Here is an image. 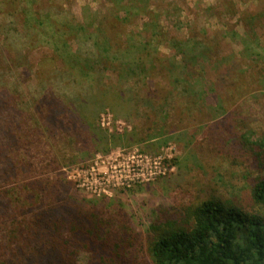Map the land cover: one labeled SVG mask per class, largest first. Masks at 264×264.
Instances as JSON below:
<instances>
[{
    "label": "rangeland",
    "instance_id": "rangeland-1",
    "mask_svg": "<svg viewBox=\"0 0 264 264\" xmlns=\"http://www.w3.org/2000/svg\"><path fill=\"white\" fill-rule=\"evenodd\" d=\"M99 30L112 37L115 64H94L89 78L60 56L85 57ZM262 47L264 0H0V188L22 203L32 194L52 203L65 184L142 235L160 211L207 189L246 202L257 172L231 140L245 133L264 145ZM140 52L147 67L158 57L159 69L139 71L120 106L111 69ZM187 83L196 86L184 93ZM157 84L165 89L155 92ZM199 87L209 95L189 118ZM217 95L231 104L218 109ZM58 104L59 121L50 122ZM20 119L23 130L8 139L6 127Z\"/></svg>",
    "mask_w": 264,
    "mask_h": 264
},
{
    "label": "trees",
    "instance_id": "trees-1",
    "mask_svg": "<svg viewBox=\"0 0 264 264\" xmlns=\"http://www.w3.org/2000/svg\"><path fill=\"white\" fill-rule=\"evenodd\" d=\"M99 33L102 36H97L93 50L83 54L85 57L63 50L60 56L70 60L71 64L82 66L83 73L89 78L94 64L104 63L106 68L115 64V60L112 62L109 57L113 48L112 37H106L103 30ZM259 48V45L255 47ZM245 49L249 51L247 47ZM138 56L125 60L126 68L116 66L111 69L116 75L114 84L119 86L116 97L112 99L120 106L137 87L139 81L133 82L132 78L138 76L139 71L145 73L149 69L156 74L159 69L156 66L158 57L147 67V57L141 52ZM232 64L226 70L233 71ZM101 77L108 79L111 76L104 73ZM165 83L173 87L171 81ZM195 86L187 83L182 90L191 92L190 88ZM155 87V92L160 87L165 89L161 84ZM204 89L193 91L196 101L188 109L189 118L196 111L202 114V106L196 104L206 102L209 91ZM84 98L89 103L87 99L90 96L87 94ZM229 99L227 95L224 98L217 95L218 109L223 110V104H231ZM2 102L3 94L0 93V111L6 109ZM81 106L88 107L86 103ZM62 108L61 104L56 106L49 117L50 122L58 123ZM83 116V112L72 109L70 117L80 126L91 129L92 125ZM21 130L20 119L15 128L6 127L8 139L15 140ZM231 144L233 150L252 159L257 172L244 189L247 201L229 198L216 188L207 189L202 197L197 196L180 207L160 211L146 235L132 230L128 222L120 223L115 215L105 217L93 202L81 200L65 184L55 190L56 197L52 203L39 200L36 194L24 195L26 202L22 203L13 189L0 188V264H264V145L245 133L233 136ZM12 174L13 170L3 172V175Z\"/></svg>",
    "mask_w": 264,
    "mask_h": 264
}]
</instances>
